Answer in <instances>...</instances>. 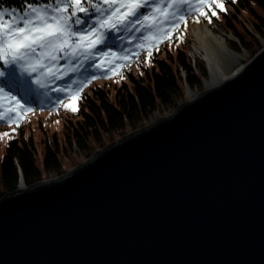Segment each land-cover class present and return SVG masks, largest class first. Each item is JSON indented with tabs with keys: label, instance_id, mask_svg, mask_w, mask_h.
Segmentation results:
<instances>
[{
	"label": "water",
	"instance_id": "95a60500",
	"mask_svg": "<svg viewBox=\"0 0 264 264\" xmlns=\"http://www.w3.org/2000/svg\"><path fill=\"white\" fill-rule=\"evenodd\" d=\"M0 264H264V44L59 176L19 174Z\"/></svg>",
	"mask_w": 264,
	"mask_h": 264
},
{
	"label": "trees",
	"instance_id": "16d2710c",
	"mask_svg": "<svg viewBox=\"0 0 264 264\" xmlns=\"http://www.w3.org/2000/svg\"><path fill=\"white\" fill-rule=\"evenodd\" d=\"M49 2L55 3V0H0V9L23 10L29 4L39 6ZM222 2L225 11L213 8L216 16L208 12L211 23L199 15L185 16L186 27L181 24L170 40L159 44V51L153 48L147 62L145 46L141 56L126 63L116 75L108 70L90 68L86 82L72 84L73 90L84 85L75 114L59 106V102L68 97L67 93H58L54 102L49 104V110H43L47 111L45 117H59L55 126H38L44 115H39L36 120L29 115L41 106L31 99L35 86L27 75L8 81L3 79L4 75L0 76V88L5 93L15 96L22 104L17 89L24 84L26 95L32 101L24 106L32 111L24 113L20 110L23 119L19 127L8 123L7 119L0 120L1 131L8 127L15 129L0 158V199L17 190L19 174L26 186L50 174H61L62 158L71 153L89 157L94 150L106 145L105 140L136 130L155 112L175 107L184 96L185 86L191 90L201 88V81L206 79L207 73L203 61L189 55L186 35L190 22L199 19V22H208L210 27L216 22L226 34L232 35L234 40L228 43L230 49L255 54L264 42V0ZM78 15L81 19L95 18L94 15L87 18L82 13ZM92 66L91 63L88 65ZM11 70L0 61V71L5 74ZM64 103H69V99ZM8 116L14 117L13 113Z\"/></svg>",
	"mask_w": 264,
	"mask_h": 264
},
{
	"label": "snow or ice",
	"instance_id": "6c2138e0",
	"mask_svg": "<svg viewBox=\"0 0 264 264\" xmlns=\"http://www.w3.org/2000/svg\"><path fill=\"white\" fill-rule=\"evenodd\" d=\"M187 5L194 8L200 17L209 19L216 16L213 10L225 11L222 0H55L39 6L28 5V10L23 16L17 18L14 13H9L10 18H5V13L0 11V61L5 65L23 62L24 71L29 73L40 72L33 81L44 87L41 77L61 80L70 72L78 71L77 65L83 67L85 61L96 60V69L111 71L118 74L117 69L123 65L116 61H129L128 55H117L116 52L99 51L98 46L105 44L106 34L112 31L141 32L149 30L142 37L147 43L146 62L152 56V48L159 51V44L170 40L174 33L180 30L181 24L186 27L185 16L180 13V7ZM149 7L147 14L140 10ZM207 10V11H206ZM95 16L94 19H81L78 14ZM199 23V19L195 21ZM87 25L86 27L84 25ZM77 26L75 29L73 26ZM167 25V26H166ZM155 30V31H152ZM177 39H180L177 36ZM131 42V41H129ZM145 49V43L136 45ZM137 55V53H132ZM66 59L72 66L66 70L58 67L59 61ZM75 63H72V62ZM4 72L0 71V76ZM72 81L66 87H57L53 91L67 92L69 103L59 102V106L75 114L78 111V101L81 99V90L84 85L72 89ZM7 102V104L4 103ZM0 120L19 127L23 119L20 110L24 113L32 111L25 108L15 96L5 93L0 88ZM15 113L14 117L8 116ZM15 131V129H13ZM9 136V133H3Z\"/></svg>",
	"mask_w": 264,
	"mask_h": 264
},
{
	"label": "rangeland",
	"instance_id": "374dc122",
	"mask_svg": "<svg viewBox=\"0 0 264 264\" xmlns=\"http://www.w3.org/2000/svg\"><path fill=\"white\" fill-rule=\"evenodd\" d=\"M149 2L152 3V0H149ZM165 2H166V0H165ZM195 2H196V0H192L193 4H195ZM33 6H36V5H33ZM27 10H28V7L23 9V10H12L11 8L0 9V11H3L6 14L5 15L6 19L10 18V16L8 15L9 13H14L15 16L17 18H19V17L23 16ZM149 11H150V8L147 6L140 10L141 14H147ZM180 13L183 14L184 16L199 15L195 11L194 8L188 7L187 5H182L180 7ZM199 23H208V22H199ZM191 24H196V22H193V23L190 22L188 25L186 41H187L188 47L190 48L189 55L191 57H194V58H197V59L203 61V59L200 56L196 55L192 50V45H191L190 40H189V26ZM211 29L214 30L215 33H217L218 35H221L222 37H224L228 43L230 41L234 40L232 35L226 34L222 30V28L219 27V25L216 22L212 23ZM148 31L149 30H147V29L142 30L141 32H135L134 30L131 32L112 31V32L106 34V37H105L106 43L99 45L98 50L99 51H111V52H116L117 55H128V56H130L131 59L129 61H116L115 62V63L123 65L121 68L116 70L117 72H120L123 70V67L126 63L132 62L135 58L141 56L143 49L137 48L136 47L137 44L145 43L146 50H147V43L145 41H143L142 37L144 35H147ZM152 31H155V30H152ZM109 34H112V36H109ZM173 36H174V34H173ZM129 41H131V42H129ZM165 41H168V40H164L163 42H165ZM261 43L263 46L264 42H261ZM155 47L156 46L153 45V48H155ZM132 53H137V55H132ZM237 53H239V55H240L238 58L239 64H241L242 62H244L245 60L249 59L250 57H252L254 55V54L250 55L248 52H246L244 50H240ZM96 62H97L96 60H89V61L84 62L83 67H79V65H77L78 71L70 72L68 76L64 77L61 80H53L52 78H49V77H47V79H44L43 77H41V80H42V83L44 84V87H41L39 84H36L33 82L37 78V76L40 75V72L38 71L37 73H29V72L24 71L23 62H20L18 64H8V65L4 64L6 67L12 68V70L10 72L5 73L3 76V79L8 81L11 78H17L19 76L22 77L24 75H27L32 80V84L35 86V89L33 90L34 91V95H33L34 97L31 99H33L34 102H37L38 104H40L41 107L36 108L34 111L30 112L29 115L33 117V120H36L39 115H41V116L44 115V117L41 119V122H40V124H38V126L48 128L46 126L52 127V126H55L56 124H58V122H59V117H48V116L45 117L46 116L45 114H47V111H43V110H49L48 109L50 107L49 104L54 102L56 95L58 93H61V92L53 91V89L57 88V87H66L68 84L72 83V81H76L78 84H80L82 82H86V80L88 78V70L90 68L95 69L94 65ZM72 63H75V62L73 61ZM90 63L93 65L92 67H88V65ZM203 63L205 66L207 77H206V79L201 81L202 87L198 88V89H192L191 90L187 86H185L184 96H183V98H181L177 101L176 106L179 105V103H181L185 99L189 98L188 94L186 92L187 88L189 91L194 92V93L200 92V91L205 90L207 88L206 82H207V80H209V75H208V70H207V67L205 65V62L203 61ZM71 66H72V64H70L66 59L60 60L59 64H58V67H62V70H66L67 68H70ZM98 70H101V69H98ZM103 70H107V66ZM110 73H112V72L110 71ZM21 86L18 87L17 92L20 95L21 101L23 102L22 104L24 106H27L30 103L32 104L31 99L27 95H25V93L21 92V89H22ZM65 93H67V92H64L62 94H65ZM67 99H68V97L64 98L63 102H65ZM175 107L167 109L163 112H155L148 120L144 121L140 126L144 125L147 122L152 121L153 119H155L160 114L168 113V112L172 111ZM13 115L15 116V113H13ZM12 130H13V128L10 129L9 127L7 130H3V131L0 130V158H1V154L3 152L6 141L12 135ZM6 132L9 133L10 135L4 136L3 133H6ZM119 135H121V134L114 135L113 139L118 137ZM110 141H111V138L108 140H105L106 144L109 143ZM38 147H41V146L38 145ZM38 150H40V149H38ZM94 151H96V150H94ZM85 157H86L85 155H78L76 153H74V154L71 153L68 156L62 158L61 174L64 173L70 166L78 163L79 161H81ZM59 175L60 174H50L46 177H54V176H59Z\"/></svg>",
	"mask_w": 264,
	"mask_h": 264
},
{
	"label": "bare ground",
	"instance_id": "6f19581e",
	"mask_svg": "<svg viewBox=\"0 0 264 264\" xmlns=\"http://www.w3.org/2000/svg\"><path fill=\"white\" fill-rule=\"evenodd\" d=\"M189 40L193 52L200 56L208 70L207 88L225 77L239 65V54L229 48L224 37L215 33L209 24L196 23L189 26ZM198 93V92H196ZM189 92L188 97L196 94Z\"/></svg>",
	"mask_w": 264,
	"mask_h": 264
}]
</instances>
